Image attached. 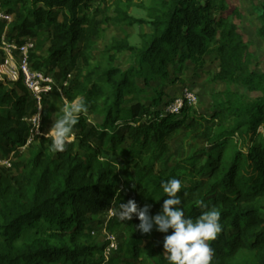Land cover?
I'll list each match as a JSON object with an SVG mask.
<instances>
[{"label": "trees", "instance_id": "trees-1", "mask_svg": "<svg viewBox=\"0 0 264 264\" xmlns=\"http://www.w3.org/2000/svg\"><path fill=\"white\" fill-rule=\"evenodd\" d=\"M90 1L0 0V13L10 18H0V47L3 40L18 45L33 40L28 56L32 68L60 84L62 100L70 104L83 98L87 113L103 117L94 125L81 114L64 152H53L51 139L42 137L24 155L17 149L29 134L31 97L21 81L0 82V142L11 145L8 152L15 158L8 168L0 166V264H103L108 242L100 248L92 244L86 228L111 209L123 210L129 200L141 208L148 205L149 216L162 213L167 199L162 183L171 178L182 183L178 195L186 217L221 213L222 232L211 242L212 264H264V73L252 65L238 0H153L147 20L128 13L131 0H115L113 16L98 9L88 12ZM251 3L264 42V2ZM140 24L149 25L151 34L142 36L139 47L126 37L114 38L103 51L108 67L85 72L77 66L79 61L89 65L86 54L104 27ZM123 51L136 58L137 71L112 66ZM210 53L218 64L213 81L227 88L213 96L209 118L189 116V108L178 116L168 114L165 106L160 108L161 97L145 98L146 90L136 82L139 78L149 87L169 81L170 71L180 74L188 63L202 68ZM3 60L0 49V64ZM47 67L54 72L48 74ZM98 78L108 88L104 100ZM229 85L248 94L232 92ZM41 117L48 112L41 110ZM180 132L206 148L184 161L171 160L169 142ZM235 138L247 140L245 152ZM248 169L252 176L240 175ZM199 201L207 208L199 207ZM42 223L55 230L51 237L62 245L44 238L16 245ZM139 223L135 215L108 221L109 233L116 234L123 224L131 233L118 252L138 264H168L163 241L172 230L160 233L154 225L145 234Z\"/></svg>", "mask_w": 264, "mask_h": 264}, {"label": "rangeland", "instance_id": "rangeland-1", "mask_svg": "<svg viewBox=\"0 0 264 264\" xmlns=\"http://www.w3.org/2000/svg\"><path fill=\"white\" fill-rule=\"evenodd\" d=\"M115 0H91L88 12L95 9L103 10L106 14L113 16V3ZM126 1V0H122ZM264 2V0H259ZM133 7H131L128 13L138 19L147 20L150 13V9L153 7V0H131ZM238 5L243 9V15L240 23V27L243 33L246 35L250 46V59L252 65L257 66V71L264 73V68L261 64L264 62V42L258 36V28L260 26L257 13L251 3V0H238ZM1 14V13H0ZM105 31L101 39L96 43L93 50L86 55L89 58V65L85 66L81 61L78 62L77 66L83 69L85 72L92 71L93 69H104L108 67L111 63L108 56L103 55L104 48L110 45L112 39L121 40L126 37L128 43L131 46L139 47L142 44V36L151 34V27L147 24H140L135 26L122 25L120 27H104ZM45 34V33H43ZM41 35V32H40ZM214 55L212 53L207 54L205 57V65L202 68H198L195 65L188 63L185 69L180 74H172L170 80H177L175 83L169 81L161 82L156 81L151 84V86L146 87L142 80L136 78V82L140 88L146 90L147 99L156 98L158 95L160 99V108L166 106L169 102H172L175 98L179 97L183 88L191 90L196 98V102L193 107L189 108L188 115L193 117H206L209 118L213 114V96L217 93L223 92L227 85L213 81V76L218 70V64L214 60ZM112 66L118 68L122 71H137V60L129 52L123 51L114 56V62ZM48 74H52L54 69L47 67L45 69ZM177 78V79H176ZM98 82L104 96L102 100L108 93V88L104 80L98 78L95 80ZM5 82H8L5 80ZM12 86H8V89ZM232 92H238L240 94H248L247 90L238 85H229ZM45 104L42 106V111L48 112V117H41V110L38 112L36 104L30 98L29 99V113L31 114L30 119H28V125L30 127L29 134L26 139L25 145L19 147L17 152L22 154H27L28 146H33L37 148L39 146V138H46V133L49 131L50 127L54 122L61 118L64 114V108L69 105L65 100L60 98V84L54 81V85L50 86V91L46 94ZM130 97L125 98V103L128 102ZM101 103V102H100ZM71 104V103H70ZM38 115L39 119H35ZM82 116L87 120L88 123L98 125L102 122L103 117L101 115H93L90 113H83ZM38 128V132L37 131ZM262 131V128L259 129ZM76 129L73 130V135ZM37 136L38 141L33 142L34 137ZM74 140V139H73ZM72 140V141H73ZM234 143L237 144L238 148L243 152L247 148V140L239 141L237 138L234 139ZM10 144L6 145L3 141L0 142V166L1 168H8L13 161H15L14 156L9 154ZM206 143L194 141L193 139L187 138L184 132L175 134L169 142L170 147V157L171 160L176 162L184 161L193 155L196 151L206 148ZM241 176L250 177L253 175L252 170L248 169L244 172H240ZM110 211V210H109ZM109 211L106 215L99 216L93 224L86 228V231L91 237L92 244L102 247L106 242L112 241L117 250H111L108 252L105 249V257L107 260L103 264H138V262H133L128 257H125L122 253L118 252V248L123 244L124 240L131 235L128 227L123 229V226L119 229L116 234L109 233L105 228L110 219ZM123 210H112L114 220H123L122 217ZM56 233L53 228H49L47 224L42 223L38 229H33L22 236V238L16 243L17 246L29 243L36 238H44L49 240L51 244L56 246L62 245L61 242L51 237L52 234ZM154 237L160 240V237L155 232ZM65 243H67L66 238H64ZM107 246V245H106ZM106 248V247H105ZM103 253V254H104ZM113 259L115 262H111Z\"/></svg>", "mask_w": 264, "mask_h": 264}, {"label": "clouds", "instance_id": "clouds-1", "mask_svg": "<svg viewBox=\"0 0 264 264\" xmlns=\"http://www.w3.org/2000/svg\"><path fill=\"white\" fill-rule=\"evenodd\" d=\"M88 111V105L83 98L73 100L64 108V114L57 119L45 134L50 138L53 152H64L74 139L73 130L79 122L81 114ZM163 192L167 199L162 205V213L148 215L149 206L138 207L134 200L122 204V219L131 220L135 215L140 223L137 225L142 233H150L153 226L164 236L163 249L168 264H212L214 249L211 242L215 241L222 232L220 224L221 213L216 210L204 211L195 220L185 216L181 207L182 183L179 179L171 178L162 183ZM198 206L207 208L204 201Z\"/></svg>", "mask_w": 264, "mask_h": 264}, {"label": "built area", "instance_id": "built-area-1", "mask_svg": "<svg viewBox=\"0 0 264 264\" xmlns=\"http://www.w3.org/2000/svg\"><path fill=\"white\" fill-rule=\"evenodd\" d=\"M0 18L8 22L10 21L9 17L3 16L2 14H0ZM33 48L34 41L28 38L25 39L21 45L7 43L4 40L2 41L0 49L4 53V60L3 63L0 64V82H5V80H7L8 82L16 83L21 81L22 85L35 102L38 112H40L42 109V99L50 91V86L54 85V80L44 72L32 68L28 56ZM63 86H66V83H64ZM195 102L196 98L194 93L187 88H183L180 96L175 98L172 102H169L165 106L164 111L168 114L178 116L183 108H191L194 106ZM38 117L35 119H39ZM36 132H38V128ZM112 218L113 214L111 209L108 219ZM105 249L108 252L110 249L113 251L117 250L116 245L112 241H108V245ZM104 255L105 253L103 254V258L107 259ZM106 261L107 260H104V263Z\"/></svg>", "mask_w": 264, "mask_h": 264}, {"label": "crops", "instance_id": "crops-1", "mask_svg": "<svg viewBox=\"0 0 264 264\" xmlns=\"http://www.w3.org/2000/svg\"><path fill=\"white\" fill-rule=\"evenodd\" d=\"M261 66H263V68H264V62L261 64Z\"/></svg>", "mask_w": 264, "mask_h": 264}, {"label": "bare ground", "instance_id": "bare-ground-1", "mask_svg": "<svg viewBox=\"0 0 264 264\" xmlns=\"http://www.w3.org/2000/svg\"><path fill=\"white\" fill-rule=\"evenodd\" d=\"M37 117H38V115L35 116V118H37Z\"/></svg>", "mask_w": 264, "mask_h": 264}]
</instances>
